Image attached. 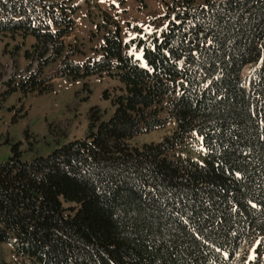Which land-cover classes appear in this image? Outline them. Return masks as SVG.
I'll return each mask as SVG.
<instances>
[{
	"label": "trees",
	"instance_id": "obj_1",
	"mask_svg": "<svg viewBox=\"0 0 264 264\" xmlns=\"http://www.w3.org/2000/svg\"><path fill=\"white\" fill-rule=\"evenodd\" d=\"M78 1L0 0V35L21 39L10 52L26 62L12 56L3 100L54 78L117 83L84 138L69 140L77 92L47 123L50 153L27 131L33 157L17 142L0 163V264L3 245L17 264H235L245 245L264 264V0H170L127 41L105 17L91 55L67 40ZM170 121L160 142L129 145Z\"/></svg>",
	"mask_w": 264,
	"mask_h": 264
},
{
	"label": "rangeland",
	"instance_id": "obj_2",
	"mask_svg": "<svg viewBox=\"0 0 264 264\" xmlns=\"http://www.w3.org/2000/svg\"><path fill=\"white\" fill-rule=\"evenodd\" d=\"M83 1H78L80 7L74 14L77 24L74 32L67 37V40L77 39L83 44L86 55H91L92 48L97 47L102 42L103 28L98 29L97 24L104 22L105 17L111 23L118 25L122 40L127 41L137 35L134 27L136 24L150 32L152 29L151 19H156L158 15H162L166 11V3L170 2V0H88L91 2V5H88ZM31 42L32 39L28 38L25 41V48ZM17 44L23 48L19 37L12 39L0 35V93L14 87L12 79L16 69L12 62V56L15 54L20 67H24L26 64L21 56L22 49L18 54L16 53L17 50L13 54L10 52ZM57 64L52 63L47 66L44 76L53 74ZM249 71L250 66L244 68L242 77L245 78ZM48 83L50 88L41 94L39 91L34 94H25L13 90L8 94L7 100L0 97V101H6L4 102L5 108L0 112V163L11 155V148L17 142L21 143L20 149L23 151L24 159L33 157L34 152L29 150V145L24 140V134L27 131L34 136L35 140L44 138V142L50 143L47 138V123L54 119L68 117L65 109L66 104L74 99L77 92L79 93L78 96L84 97L85 100L74 118L69 140L85 137L88 131L86 113L90 107H100L105 111L106 117L111 114L112 109L109 100L104 99L103 93L106 92L110 96L117 83L106 76H95L85 80L54 78ZM85 84L87 85L86 89L84 88ZM174 127L175 123L170 121L161 129L131 139L129 145L141 147L144 144L158 143L170 135ZM49 145L47 147L44 144H36L37 153L40 155L50 153L53 150V145L51 143ZM2 250L5 256L4 264H17L18 258L8 245H3ZM252 258V249L245 245L243 250L237 253L235 264H248Z\"/></svg>",
	"mask_w": 264,
	"mask_h": 264
}]
</instances>
